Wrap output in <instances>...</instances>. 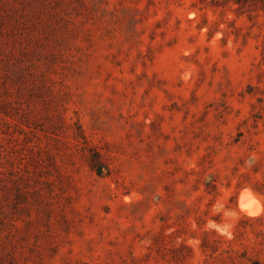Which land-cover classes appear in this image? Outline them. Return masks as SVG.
I'll return each mask as SVG.
<instances>
[{"label":"rangeland","instance_id":"374dc122","mask_svg":"<svg viewBox=\"0 0 264 264\" xmlns=\"http://www.w3.org/2000/svg\"><path fill=\"white\" fill-rule=\"evenodd\" d=\"M0 264H264V0H0Z\"/></svg>","mask_w":264,"mask_h":264},{"label":"bare ground","instance_id":"6f19581e","mask_svg":"<svg viewBox=\"0 0 264 264\" xmlns=\"http://www.w3.org/2000/svg\"><path fill=\"white\" fill-rule=\"evenodd\" d=\"M246 196H250V194L248 193V194H244V195H242V200L245 199ZM247 199H248V198H247ZM249 199H250V197H249ZM252 199H253V198H252ZM252 199H251V200H252ZM251 200H250V201H251ZM246 201H247V200H246ZM241 203H242V202H241ZM242 205H243V204H242ZM257 205H258V204H257ZM257 205H256V206H257ZM257 207H258V206H257ZM259 208H260V207H259ZM259 208H258V209H259ZM248 209H249V208H248ZM256 211H257V209H255V207H254V209L249 210V213H250V212H256ZM247 213H248V212H247Z\"/></svg>","mask_w":264,"mask_h":264},{"label":"clouds","instance_id":"9594fccd","mask_svg":"<svg viewBox=\"0 0 264 264\" xmlns=\"http://www.w3.org/2000/svg\"><path fill=\"white\" fill-rule=\"evenodd\" d=\"M248 207H250V205ZM250 214L251 215H257V214H259V210H257L256 212H250Z\"/></svg>","mask_w":264,"mask_h":264},{"label":"trees","instance_id":"16d2710c","mask_svg":"<svg viewBox=\"0 0 264 264\" xmlns=\"http://www.w3.org/2000/svg\"><path fill=\"white\" fill-rule=\"evenodd\" d=\"M236 2H238V3H244V2H246L247 0H235Z\"/></svg>","mask_w":264,"mask_h":264}]
</instances>
